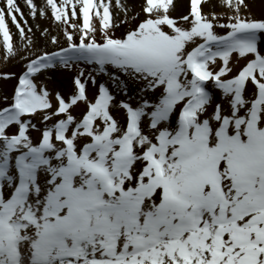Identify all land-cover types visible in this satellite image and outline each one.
<instances>
[{
  "label": "snow or ice",
  "instance_id": "6c2138e0",
  "mask_svg": "<svg viewBox=\"0 0 264 264\" xmlns=\"http://www.w3.org/2000/svg\"><path fill=\"white\" fill-rule=\"evenodd\" d=\"M23 3L0 0L25 62L0 73V264H264V0ZM61 69L70 94L40 81Z\"/></svg>",
  "mask_w": 264,
  "mask_h": 264
},
{
  "label": "rangeland",
  "instance_id": "374dc122",
  "mask_svg": "<svg viewBox=\"0 0 264 264\" xmlns=\"http://www.w3.org/2000/svg\"><path fill=\"white\" fill-rule=\"evenodd\" d=\"M20 4L22 7H24V3L23 0H19ZM37 3H40V0H37ZM185 3H187V0H185ZM205 10H207V6L205 8ZM257 12L259 11V6H257ZM24 11L27 12V9L24 8ZM39 23L41 24V27H47L50 29V31L52 32V34H59V30L55 27L54 23H52L51 21L48 20H40ZM29 24L33 25V31L36 32V36H37V47L33 49L34 52L38 51L39 49H43L44 47H46L45 42L43 40V38H39V33L37 32L36 28H35V22H33L31 20V18H29ZM129 27V25H122L121 27H119L118 29L115 30V36L116 35H122L121 33H124L126 31V29ZM13 32H15V29H13ZM17 42H19V38L18 36L16 37ZM60 40H61V45L64 44V38L61 35L60 36ZM47 47L49 48V50H54L53 46H51L50 44L47 45ZM24 61H21L19 58L16 59H12L9 60L7 62H5L2 58H0V73H14L16 74V76L18 77V75L22 74V72L24 71ZM58 70L57 71H49L47 72V74H45V78L49 79L51 83V88H49L50 90H58L62 89V88H55V86H61V80L58 77ZM51 78V79H50ZM52 81V82H51ZM70 81V79H69ZM18 82L17 79H10L7 81L4 80H0V91H4V92H12L14 85Z\"/></svg>",
  "mask_w": 264,
  "mask_h": 264
},
{
  "label": "bare ground",
  "instance_id": "6f19581e",
  "mask_svg": "<svg viewBox=\"0 0 264 264\" xmlns=\"http://www.w3.org/2000/svg\"><path fill=\"white\" fill-rule=\"evenodd\" d=\"M120 36L121 35H119V34L116 35V37H120ZM261 48H264V44L261 45ZM79 67L85 69L86 72L92 71L94 74L97 75L98 81L108 83V77L105 76V75L96 73V70H95L94 66L86 65V64L81 63L79 65ZM45 74H47V73H45ZM74 74H75V71H67V70H63V69L58 70V74L57 75L60 78L62 85L61 86H57V87L55 86V88H62V89H59V91H61L64 94H70V91H71V78H72V76ZM69 79H70V81H69ZM40 81L42 83H47L48 87L51 88L52 84L49 83L50 82L49 79L45 78V75L40 77ZM89 88L91 89V84H89ZM136 88H137V85L135 83H132L131 81H129L128 82V96H124L123 94H120V95L117 96V99L118 100L121 99V98L128 99L129 96H131V97H133V99H135L136 98ZM208 88H209L211 93L218 94V90L214 89L212 84H208ZM113 91H115L114 88H113ZM79 110L80 109H75L76 112H79ZM33 135H35V133H33Z\"/></svg>",
  "mask_w": 264,
  "mask_h": 264
}]
</instances>
